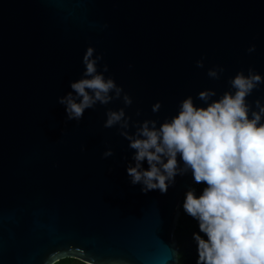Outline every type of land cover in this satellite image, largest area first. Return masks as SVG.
Returning a JSON list of instances; mask_svg holds the SVG:
<instances>
[{
	"label": "water",
	"instance_id": "obj_1",
	"mask_svg": "<svg viewBox=\"0 0 264 264\" xmlns=\"http://www.w3.org/2000/svg\"><path fill=\"white\" fill-rule=\"evenodd\" d=\"M87 47L132 104L67 120L57 98L82 77ZM215 67L219 79L207 75ZM249 67L264 78V0H0V264H178L192 173L166 193L141 191L127 174L135 150L118 126L103 127L106 111L124 108L130 134L133 122L159 127L188 96L206 107L200 91H234L228 81ZM257 99L264 83L247 97L253 108Z\"/></svg>",
	"mask_w": 264,
	"mask_h": 264
},
{
	"label": "clouds",
	"instance_id": "obj_2",
	"mask_svg": "<svg viewBox=\"0 0 264 264\" xmlns=\"http://www.w3.org/2000/svg\"><path fill=\"white\" fill-rule=\"evenodd\" d=\"M247 51L254 52L255 45ZM94 53V48H86L82 77L70 83L72 91L57 98L65 106L67 120L80 121L85 110L97 103L107 105L122 98L125 107L132 104L122 87L104 77L106 64L98 72L103 57ZM196 66L203 68V59ZM223 71L215 67L207 75L219 79ZM228 83L234 91H225L218 99H211L216 96L211 89L198 93L206 107L194 105L191 96L183 99L177 114L159 127L155 120L133 122L135 132L130 134L131 118L124 108L107 110L103 127L118 126L119 134L135 150V164L127 167V174L132 184L143 185L141 191L166 193L176 175L189 170L196 183L206 185L199 196L192 190L186 192L183 203L185 213L207 237L193 233L196 264H264V104L257 99L253 108L247 101L264 78L249 67L247 75L237 72ZM160 108L157 101L152 112ZM112 155L109 148L102 158Z\"/></svg>",
	"mask_w": 264,
	"mask_h": 264
},
{
	"label": "trees",
	"instance_id": "obj_3",
	"mask_svg": "<svg viewBox=\"0 0 264 264\" xmlns=\"http://www.w3.org/2000/svg\"><path fill=\"white\" fill-rule=\"evenodd\" d=\"M206 185L200 183H195L192 191L195 192L197 196L202 193L203 188ZM185 195L183 196V200L181 202L180 216L178 218L177 226L175 228L176 231V242L178 246V264H196L197 261V251H196V243L193 239V233H197L201 235L202 238L207 239V237L199 232L198 222L194 220L192 217L187 215L183 208ZM57 264H84L80 261L67 259L61 261Z\"/></svg>",
	"mask_w": 264,
	"mask_h": 264
}]
</instances>
